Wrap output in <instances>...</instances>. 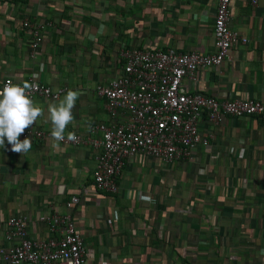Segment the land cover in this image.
Listing matches in <instances>:
<instances>
[{"label":"crops","instance_id":"crops-1","mask_svg":"<svg viewBox=\"0 0 264 264\" xmlns=\"http://www.w3.org/2000/svg\"><path fill=\"white\" fill-rule=\"evenodd\" d=\"M216 7L217 0H0V82L34 78L53 92L64 90L56 99L32 98L45 116L24 132L40 131L45 139L30 138L22 155L6 140L0 148V246L19 242L5 238L12 217L25 218L27 238L50 242L60 235L43 219L61 216L82 237L84 264H264L261 117L224 116L211 124L203 115L198 131L208 144H198L191 159L165 164L139 155L125 161L117 193L93 183L98 150L87 143L90 128L126 119L111 116L95 92L122 73L119 51L214 54ZM229 14L237 40L227 56L183 85L219 102L264 101V0L256 8L232 0ZM25 18L52 25L34 56ZM68 90L80 95L65 136L82 142L54 148L47 105Z\"/></svg>","mask_w":264,"mask_h":264},{"label":"built area","instance_id":"built-area-1","mask_svg":"<svg viewBox=\"0 0 264 264\" xmlns=\"http://www.w3.org/2000/svg\"><path fill=\"white\" fill-rule=\"evenodd\" d=\"M232 0H217L214 18L213 38L216 52L203 55L197 52H177L174 49L120 50L123 61L122 73L107 85H98L96 94L105 99L106 111L111 116L118 113L125 121L101 123L91 127L87 143L98 150L95 157L93 183L98 191L117 193L116 178L120 175L127 159L142 155L170 164L176 160L191 159L193 149L207 145L208 141L199 135V123L203 115L211 124H218L224 116L261 117L264 119V101L228 100L219 102L211 96L190 93L183 80H196V73L202 68L219 66L227 56L237 36L228 27L229 6ZM256 8L260 0H248ZM47 20L25 18L23 30L29 32V51L34 56L40 47L45 30L51 27ZM11 80L0 82V89ZM35 87L30 98L42 96L58 98L64 90L57 92L38 84L34 78L28 80ZM99 134V137H96ZM47 135L40 131H26L24 138L43 140ZM65 139L64 143L78 144ZM84 142V141H83ZM85 143V142H84ZM264 193V190H263ZM72 198V205L77 203ZM71 203L67 206L71 207ZM50 231L60 235L59 240L35 241L26 237L25 218H10L6 222V240L17 242L8 247L0 246V262L3 264H84L83 240L69 217H48Z\"/></svg>","mask_w":264,"mask_h":264},{"label":"clouds","instance_id":"clouds-1","mask_svg":"<svg viewBox=\"0 0 264 264\" xmlns=\"http://www.w3.org/2000/svg\"><path fill=\"white\" fill-rule=\"evenodd\" d=\"M35 86L27 81L22 85L7 81L0 89V148H4L5 140L11 145V151L26 154L32 143L30 138L20 140L19 137L31 127L39 117L45 116L44 108L37 105L30 92ZM80 93L68 90L58 102L47 105L46 120L51 124V138L59 147V142L65 139V131L73 122L72 110ZM67 139L75 140L74 133H68Z\"/></svg>","mask_w":264,"mask_h":264}]
</instances>
